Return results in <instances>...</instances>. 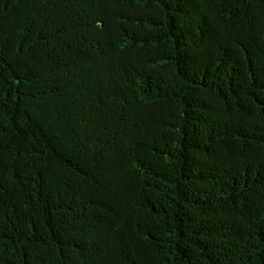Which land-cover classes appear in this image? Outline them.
Wrapping results in <instances>:
<instances>
[{
	"label": "trees",
	"instance_id": "trees-1",
	"mask_svg": "<svg viewBox=\"0 0 264 264\" xmlns=\"http://www.w3.org/2000/svg\"><path fill=\"white\" fill-rule=\"evenodd\" d=\"M0 264H264V0H0Z\"/></svg>",
	"mask_w": 264,
	"mask_h": 264
}]
</instances>
